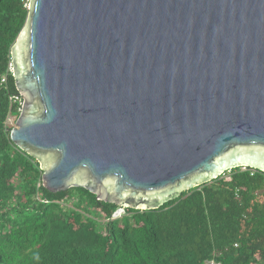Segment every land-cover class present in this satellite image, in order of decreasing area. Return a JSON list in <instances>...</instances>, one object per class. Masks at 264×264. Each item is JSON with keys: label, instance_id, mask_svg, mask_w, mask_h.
<instances>
[{"label": "water", "instance_id": "water-1", "mask_svg": "<svg viewBox=\"0 0 264 264\" xmlns=\"http://www.w3.org/2000/svg\"><path fill=\"white\" fill-rule=\"evenodd\" d=\"M11 140L43 185L156 210L264 172V0H30Z\"/></svg>", "mask_w": 264, "mask_h": 264}, {"label": "trees", "instance_id": "trees-1", "mask_svg": "<svg viewBox=\"0 0 264 264\" xmlns=\"http://www.w3.org/2000/svg\"><path fill=\"white\" fill-rule=\"evenodd\" d=\"M0 0V264H264V172L237 167L156 210L43 185L38 160L11 140L20 115L9 71L30 10ZM16 125V124H15Z\"/></svg>", "mask_w": 264, "mask_h": 264}, {"label": "built area", "instance_id": "built-area-1", "mask_svg": "<svg viewBox=\"0 0 264 264\" xmlns=\"http://www.w3.org/2000/svg\"><path fill=\"white\" fill-rule=\"evenodd\" d=\"M24 1H27L25 6L29 8V2H30V0H24ZM9 71L13 73V67H12V64L10 65ZM10 99H11L12 102H16V103L19 104V106H20V109H19V110H20V112H21V111H22V107H23V105H24V101H25L24 93L20 91V94H19V95L11 96ZM11 119L16 120V117L10 116L9 119H8V123H9V121H10ZM123 212H125V210H123ZM120 215H121V214L118 215L117 212L115 213V216H120Z\"/></svg>", "mask_w": 264, "mask_h": 264}, {"label": "rangeland", "instance_id": "rangeland-1", "mask_svg": "<svg viewBox=\"0 0 264 264\" xmlns=\"http://www.w3.org/2000/svg\"><path fill=\"white\" fill-rule=\"evenodd\" d=\"M15 120L14 119H11L10 121H9V125L10 126H15ZM124 212H123V210L122 211H120L119 213H118V215L119 214H123ZM207 264H216V263H214V262H208Z\"/></svg>", "mask_w": 264, "mask_h": 264}]
</instances>
